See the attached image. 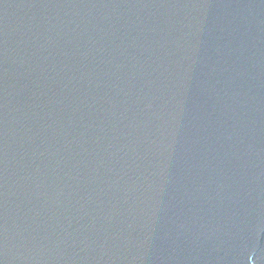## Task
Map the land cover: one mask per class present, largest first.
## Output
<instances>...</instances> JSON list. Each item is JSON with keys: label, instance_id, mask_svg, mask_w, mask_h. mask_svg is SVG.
Returning a JSON list of instances; mask_svg holds the SVG:
<instances>
[{"label": "water", "instance_id": "water-1", "mask_svg": "<svg viewBox=\"0 0 264 264\" xmlns=\"http://www.w3.org/2000/svg\"><path fill=\"white\" fill-rule=\"evenodd\" d=\"M0 264H264V0H0Z\"/></svg>", "mask_w": 264, "mask_h": 264}]
</instances>
